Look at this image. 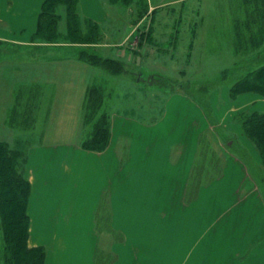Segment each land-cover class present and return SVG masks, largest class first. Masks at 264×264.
Returning <instances> with one entry per match:
<instances>
[{"label":"rangeland","instance_id":"374dc122","mask_svg":"<svg viewBox=\"0 0 264 264\" xmlns=\"http://www.w3.org/2000/svg\"><path fill=\"white\" fill-rule=\"evenodd\" d=\"M123 1L103 0L108 19L94 36L85 22L69 30L63 7L56 40L22 47L0 38V142L15 153L17 173L31 184L29 153L41 142L83 144L101 127L110 131L114 111L154 122L168 95L181 92L209 123L187 198L221 174L229 154L248 166L264 195V153L245 124L264 110L245 102L235 108L264 68V0ZM82 50L121 62L123 72L82 60ZM234 139L248 158L230 146ZM1 223L0 215V264H7Z\"/></svg>","mask_w":264,"mask_h":264},{"label":"crops","instance_id":"0c3cea01","mask_svg":"<svg viewBox=\"0 0 264 264\" xmlns=\"http://www.w3.org/2000/svg\"><path fill=\"white\" fill-rule=\"evenodd\" d=\"M78 1L83 16L107 21L103 0ZM43 2L0 0V38L39 45L32 38ZM238 102L264 110L252 92L236 109ZM208 124L176 92L154 122L112 112L102 151L74 139L34 146L29 246L45 247V264H264V195L238 156L229 154L221 174L187 198Z\"/></svg>","mask_w":264,"mask_h":264},{"label":"trees","instance_id":"16d2710c","mask_svg":"<svg viewBox=\"0 0 264 264\" xmlns=\"http://www.w3.org/2000/svg\"><path fill=\"white\" fill-rule=\"evenodd\" d=\"M119 2L120 0H113ZM135 0H124V4L130 6ZM78 0H44L36 32L33 38L56 40L62 37L60 22L63 17L61 8H66V18L69 30L83 22L87 23L93 34H99V23L82 15ZM74 24V25H73ZM76 29V28H75ZM33 42H36L35 39ZM81 59L93 65H101L109 72L121 73V62L104 59L96 53L82 50ZM245 90L257 92L264 97V68L261 69L256 81L246 83ZM253 113L246 121V130L255 138L264 153V112ZM83 143V147L91 150L102 151L109 143L110 131L108 128H99ZM230 146L237 151L243 159L247 157L239 151L238 141L234 139ZM238 149V150H237ZM15 154L5 142H0V215L2 218L4 244L2 251L7 264H45L46 249L42 246L30 247L28 245L30 216L28 214V201L31 193L29 181L16 171ZM248 158V157H247Z\"/></svg>","mask_w":264,"mask_h":264}]
</instances>
